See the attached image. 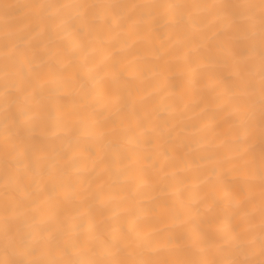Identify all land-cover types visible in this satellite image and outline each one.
<instances>
[{
  "label": "snow or ice",
  "instance_id": "6c2138e0",
  "mask_svg": "<svg viewBox=\"0 0 264 264\" xmlns=\"http://www.w3.org/2000/svg\"><path fill=\"white\" fill-rule=\"evenodd\" d=\"M0 9V264H264V0ZM157 27L186 49L178 63L137 56L164 60ZM193 63L227 127L201 144L187 197L145 205L154 175L192 163L146 101Z\"/></svg>",
  "mask_w": 264,
  "mask_h": 264
},
{
  "label": "bare ground",
  "instance_id": "6f19581e",
  "mask_svg": "<svg viewBox=\"0 0 264 264\" xmlns=\"http://www.w3.org/2000/svg\"><path fill=\"white\" fill-rule=\"evenodd\" d=\"M34 2H68V3H81V2H93V3H152V2H169V0H0V4L11 5H28ZM174 2V0H173ZM188 3H230L234 0H186ZM240 2H254L259 3V0H240ZM2 11V9H0ZM195 12V10H194ZM32 14V9L23 8L22 10L13 9V14L9 17L11 23L16 24L19 20ZM258 32V26H257ZM155 34L159 35V39H154L153 43L155 47L164 45L162 52L164 53V60L156 61L151 52L149 46L143 43L137 44L136 53L137 56L142 58L149 64L159 63L163 65L165 61L168 64H176L179 62L178 57H182L186 49L179 46L176 42V37L170 35L165 29L156 28ZM211 35V33H210ZM215 43L218 46H223V38H218ZM42 46V45H41ZM239 50V49H237ZM205 56L221 57L226 53H220L219 48H213L211 50L203 49ZM135 60L136 57H131ZM198 69V71H193ZM217 71H223L220 66H215ZM206 71V69H200L198 63H193L191 67L185 68V75L182 78L175 76H168L167 88L171 92V95L165 94L166 99L161 103L159 97L150 98L146 103L150 105L158 106L161 109L163 123L165 120L168 122V126L175 125L176 132L173 134L179 135L185 139L186 144L191 145V152L188 155V159L192 161L191 165L185 164L183 169H168L167 174H156L153 176V189L146 192L143 198L145 205H150L153 201H168L179 203L181 197H187L192 191V184L196 178L197 170L200 168L201 158L206 155V152L201 148V144L207 140L212 139L214 136L221 134L226 129V119H228L227 113H221L218 106L213 102V93L210 92L208 85L209 80L200 73ZM68 93L72 96L75 95L71 86L68 88ZM172 106L174 108L173 114L170 116L168 108ZM105 113V116H108ZM187 129V131H184ZM188 151L187 148L182 150ZM159 167V163L157 164ZM210 167V165H206ZM201 171H204L201 169ZM123 179V177H121ZM231 215L230 213L228 214ZM233 224L239 222V218H234L231 221ZM257 219V224H258ZM158 228H164V224L156 225ZM216 230H222L224 225L217 223L214 225ZM171 236V232H169ZM171 248H175V245H170ZM164 258L175 259L179 258L175 253L166 254Z\"/></svg>",
  "mask_w": 264,
  "mask_h": 264
}]
</instances>
